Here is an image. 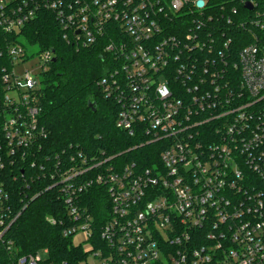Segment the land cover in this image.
<instances>
[{
    "label": "built area",
    "instance_id": "1",
    "mask_svg": "<svg viewBox=\"0 0 264 264\" xmlns=\"http://www.w3.org/2000/svg\"><path fill=\"white\" fill-rule=\"evenodd\" d=\"M206 3L0 0V240L27 205L15 212L14 194L23 203L53 191L64 236L102 264H264V0H237L250 12L238 23L236 7ZM43 13L67 46L101 45L109 62L97 86L117 107L115 126L157 144V161L52 152L38 95L54 54L30 53L22 34ZM29 183L39 184L30 197ZM91 188L106 197L97 240L79 206ZM11 264L45 263L37 252Z\"/></svg>",
    "mask_w": 264,
    "mask_h": 264
},
{
    "label": "trees",
    "instance_id": "2",
    "mask_svg": "<svg viewBox=\"0 0 264 264\" xmlns=\"http://www.w3.org/2000/svg\"><path fill=\"white\" fill-rule=\"evenodd\" d=\"M224 4L238 9V15L232 17L234 23L250 16V12L237 0H207L206 7L213 11ZM22 34L27 44L37 46L39 50H51L54 54L55 61L44 75L38 95L41 108L39 120L49 133L53 153L80 149L87 159L111 158V163L117 167L129 162L145 166L149 160H158L160 150L157 144L140 146L138 140L115 126L117 107L104 98L97 86L109 62V56L102 52L101 45L80 50L67 46L49 13L41 14L28 24ZM233 38L239 42L249 41L248 37L241 38L239 33H235ZM88 103L93 104L95 110L89 108ZM38 190L39 184L29 183L27 196ZM96 192H99L98 196ZM82 198L79 206L93 216L97 226L93 236L97 240L98 230L105 220L102 212L106 199L104 189H87ZM12 204L15 212L27 205L0 240V264H11L19 256L45 249V264H81L86 261L89 253L81 246L74 247L72 237L63 234V223L67 224L66 207L55 198L53 191L23 203L14 194ZM49 217L57 222L50 224ZM61 220L62 224L59 223ZM99 245L103 246V243Z\"/></svg>",
    "mask_w": 264,
    "mask_h": 264
},
{
    "label": "rangeland",
    "instance_id": "3",
    "mask_svg": "<svg viewBox=\"0 0 264 264\" xmlns=\"http://www.w3.org/2000/svg\"><path fill=\"white\" fill-rule=\"evenodd\" d=\"M27 51H29L30 53L36 54L39 51V48L37 46H30V47H27ZM29 67H30L29 64L25 65V67L21 66L17 69L16 72L18 75H22L25 68L29 69ZM39 253H40L41 260L46 261L47 255L44 254L43 251H39ZM96 253L97 252H95V254ZM95 254L93 253L89 254L86 261L82 262L81 264H102V258L100 257V255L95 256Z\"/></svg>",
    "mask_w": 264,
    "mask_h": 264
},
{
    "label": "water",
    "instance_id": "4",
    "mask_svg": "<svg viewBox=\"0 0 264 264\" xmlns=\"http://www.w3.org/2000/svg\"><path fill=\"white\" fill-rule=\"evenodd\" d=\"M245 8L248 9V10H252V6H251L250 3H247V4L245 5ZM52 61L54 62V61H55V58H53ZM88 107H89V108H93V110H95L93 104H91V103H88Z\"/></svg>",
    "mask_w": 264,
    "mask_h": 264
}]
</instances>
